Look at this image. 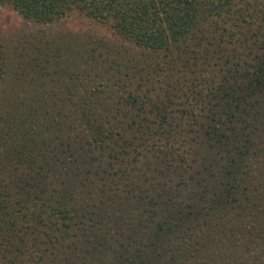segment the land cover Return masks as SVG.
Wrapping results in <instances>:
<instances>
[{
  "label": "trees",
  "instance_id": "1",
  "mask_svg": "<svg viewBox=\"0 0 264 264\" xmlns=\"http://www.w3.org/2000/svg\"><path fill=\"white\" fill-rule=\"evenodd\" d=\"M4 5L113 40L38 37L10 92L0 41V264H264V0Z\"/></svg>",
  "mask_w": 264,
  "mask_h": 264
},
{
  "label": "rangeland",
  "instance_id": "2",
  "mask_svg": "<svg viewBox=\"0 0 264 264\" xmlns=\"http://www.w3.org/2000/svg\"><path fill=\"white\" fill-rule=\"evenodd\" d=\"M84 33L87 32L90 35H93L97 39H105L112 41L113 38L110 32L104 27H98L93 25L86 19L82 17L72 14L64 19L53 23L51 25H37L34 23H29L20 18V16L12 10L8 6L0 7V41L3 45L5 57L8 61V79L3 86L6 90L9 89V92L13 89L12 81L17 73L18 64L20 62H24L23 54L30 49V46L36 44V39L42 35H49L58 37L63 33ZM131 56H134L139 61H143L141 53L138 50H130ZM22 57V59H21ZM15 73V74H14ZM175 147H178V144H175ZM162 148H165L163 143ZM156 149V148H155ZM152 150V149H151ZM149 148L142 150L141 153H138V158L135 159L133 165L130 167V170L133 172L135 177L140 175L141 170H145L146 166L144 165L145 159L142 158L147 152H149ZM51 180H55L54 177H50ZM110 235L113 236L116 234L114 229L110 228ZM118 239V237H117ZM128 238H126V234L118 240L117 243L113 244V247L117 250L121 249L122 243L127 242ZM68 243V241H67ZM85 244V243H84ZM86 250L83 251L85 255H87L86 263L88 264H108L112 259H114L113 253L108 254L103 253L101 245L95 240L92 241L87 247L83 245ZM245 247H248L247 245ZM253 249L252 247H249ZM68 249H66L67 251ZM78 254V253H76ZM75 253H71V256H75ZM96 257H99L98 259ZM98 260V261H96Z\"/></svg>",
  "mask_w": 264,
  "mask_h": 264
}]
</instances>
